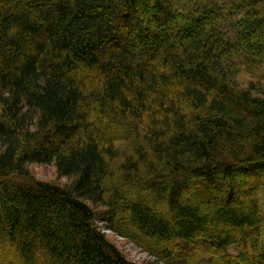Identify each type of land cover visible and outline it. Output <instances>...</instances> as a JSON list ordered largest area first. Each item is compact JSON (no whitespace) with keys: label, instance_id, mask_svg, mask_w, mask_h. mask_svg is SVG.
I'll use <instances>...</instances> for the list:
<instances>
[{"label":"trees","instance_id":"16d2710c","mask_svg":"<svg viewBox=\"0 0 264 264\" xmlns=\"http://www.w3.org/2000/svg\"><path fill=\"white\" fill-rule=\"evenodd\" d=\"M99 224L264 264V0H0V264H137Z\"/></svg>","mask_w":264,"mask_h":264},{"label":"rangeland","instance_id":"374dc122","mask_svg":"<svg viewBox=\"0 0 264 264\" xmlns=\"http://www.w3.org/2000/svg\"><path fill=\"white\" fill-rule=\"evenodd\" d=\"M231 81L238 87H243L242 82L236 77L230 76ZM246 80L249 79L247 76L244 77ZM29 171L31 174L39 181H48L58 184L60 186L64 185L68 180L65 178H60L56 174L55 169L51 165H32L29 167ZM90 203V202H89ZM91 204V203H90ZM95 210L103 211L104 209L99 206H93ZM102 228L103 233L109 237V239L116 244L118 249L130 260L137 264H163L154 259V257L150 256L148 253L144 252L142 249L137 247L132 241L120 238L113 234L112 232L105 230L103 224H99ZM192 250L199 252L196 255H193L191 260H186L181 262L180 264H194L198 262V264H209L210 257L207 254L202 253L197 248H192Z\"/></svg>","mask_w":264,"mask_h":264}]
</instances>
